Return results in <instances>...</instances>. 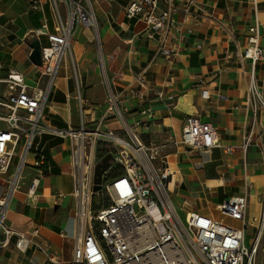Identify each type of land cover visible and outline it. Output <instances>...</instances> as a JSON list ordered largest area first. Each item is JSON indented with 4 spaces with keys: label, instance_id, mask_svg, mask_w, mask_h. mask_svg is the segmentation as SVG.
Returning <instances> with one entry per match:
<instances>
[{
    "label": "built area",
    "instance_id": "2783aa9c",
    "mask_svg": "<svg viewBox=\"0 0 264 264\" xmlns=\"http://www.w3.org/2000/svg\"><path fill=\"white\" fill-rule=\"evenodd\" d=\"M46 3L55 16L51 28L45 19L40 30L33 34L47 42L42 46V65L35 66L31 76L36 85L29 86L25 75L16 71L0 79V181L7 185L0 194V247L17 236V249L24 252L35 245L53 261L48 245L27 239L6 223L9 202L19 189L17 175L19 180L28 166L50 170L47 156L40 149L48 137L69 143L73 189L69 195H57L60 200L69 196L74 202L75 243L68 264H257L258 250L264 240V193L258 215H250L248 193H243L215 207L221 219L189 212L185 221L181 220L171 197L176 171L171 168L170 153H166L168 146L149 148L138 132L152 126L157 116L155 110L144 104L143 91L148 89L146 70L121 90L115 83L107 82L106 109L94 127L89 126L86 118L90 116L91 102L81 92L77 96L81 122L78 128L70 125L58 128L46 121L45 112L56 77L64 57L71 53L78 30L83 27L99 34L94 0ZM60 5L64 6L66 17ZM43 6L42 1L32 0L30 10L41 12ZM199 7L197 0H184L181 8L173 0H130L124 14L129 21L143 23L149 39L157 43L156 56L173 63L179 56L178 49L171 45L177 30L174 15L183 14L185 23L191 19L199 22L203 18L195 12ZM188 32L193 34L191 30ZM247 38L246 45L242 49L238 47L236 52L242 68L247 62L251 65L245 109L254 115L251 130L239 149L244 156L253 146L263 147V128L258 115L264 111V70L261 77L257 73L260 65L264 67L258 23L248 28ZM197 48L202 49V44ZM232 54L226 58L231 60ZM155 95L158 101L174 103V97L165 98L162 91ZM203 97L210 98L208 92H203ZM130 102L137 103L136 110L129 109ZM174 109L175 106H169V110ZM110 122L118 125V130L109 128ZM184 126L181 138L169 145L171 149L203 153L221 148L227 154L234 153L233 147L220 143L216 127L203 123L198 116L188 117ZM101 147L107 148L112 160L103 175L101 189L95 192L96 166L106 156H98ZM113 172L116 174L112 175ZM39 185V179L31 181L27 191L30 198H38ZM248 228L255 231L251 248L246 244Z\"/></svg>",
    "mask_w": 264,
    "mask_h": 264
},
{
    "label": "crops",
    "instance_id": "0c3cea01",
    "mask_svg": "<svg viewBox=\"0 0 264 264\" xmlns=\"http://www.w3.org/2000/svg\"><path fill=\"white\" fill-rule=\"evenodd\" d=\"M40 1L44 3L41 12L30 10L32 0H0V79H6L11 71L24 75L22 65H29L31 75L35 72L30 62V45L37 39L33 34L45 19L51 28L55 16L48 0ZM129 1L94 0L99 42L93 30H78L70 53L75 76L69 64L57 75L46 121L58 128H78L81 122L77 96L81 92L91 102L90 116L86 118L94 127L106 109L107 82L115 83L121 90L146 70L148 89L143 91L144 104L157 116L148 129L138 130L140 136L174 142L181 138L186 119L198 116L203 123L216 127L223 146L234 148L233 154L221 148L203 153L175 148L170 153L171 168L176 171L172 188L180 186L188 197L200 203L196 210L187 213L200 212L221 219L216 206L248 193L249 213L258 215L264 193V111L258 115L263 147L253 146L244 156L239 149L251 130L254 115L245 109L251 65L247 62L242 68L236 52L246 45L248 28L256 23L264 47V0H197L200 7L195 12L203 16L199 22L191 19L185 23L183 14L174 15L177 30L171 45L178 49L179 56L173 63L156 56L157 43L149 39L143 23L127 20L124 9ZM183 1L173 0L180 8ZM38 40L42 46L47 43L45 38ZM199 44L202 49L197 48ZM229 53H233L231 60L226 58ZM263 68H258L259 77ZM158 91L165 98L173 96L174 103L156 100ZM203 92H208L210 98L205 99ZM128 106L133 111L138 105L130 102ZM169 106L175 109L169 110ZM107 126L116 130L112 122ZM40 149L47 156L50 170L28 166L29 183L14 192L6 223L27 239L48 245L53 261L35 245L20 251L16 248L18 237L13 236L8 245L0 247V264H68L73 258L74 202L69 196L64 200L57 198L60 193L69 195L73 189L69 143L45 137ZM29 161L33 164L32 159ZM34 179L40 180L36 200L27 194ZM232 225L240 226L237 222Z\"/></svg>",
    "mask_w": 264,
    "mask_h": 264
},
{
    "label": "rangeland",
    "instance_id": "374dc122",
    "mask_svg": "<svg viewBox=\"0 0 264 264\" xmlns=\"http://www.w3.org/2000/svg\"><path fill=\"white\" fill-rule=\"evenodd\" d=\"M60 9H61V12L63 14V16H65V9H64V6L63 5H60ZM52 14V13H51ZM53 16H51V18H49V20L52 19ZM66 17V16H65ZM99 35V34H98ZM98 35L95 33V38L96 40L99 42L98 40ZM69 64L70 65V69L72 70V74H73V78H74V68H75V65H74V62L72 61V57L70 55V53L64 57L63 59V62H62V65H61V68L59 70V73L60 72H64L66 70V65ZM23 66V74L26 76V82L29 86H35V81L31 80V68L29 67V65H22ZM101 70L103 72H105L104 70V66L102 65L101 66ZM58 73V74H59ZM106 78V77H105ZM107 80V78H106ZM107 82V81H106ZM48 111V109L46 110V112ZM46 112H45V115H46ZM116 126V130H118L119 126L118 125H115ZM89 127V126H88ZM141 140L143 141V143L147 146V147H152V146H155V147H158L160 148L161 146L163 145H167L168 146V149L166 151V153H173L175 150V147H173V149L170 148L169 145H172L166 141H163V140H158L157 138L155 139V137H152V136H141L140 137ZM202 161H204V159H202ZM14 165H15V162H14ZM17 167L19 166L18 163L16 165ZM29 169L28 167H25L23 172L20 174V179L18 180V186L19 188H22V187H25V184L27 185L29 183ZM203 169V168H202ZM31 171V170H30ZM116 174V172H113L112 175ZM68 183V186H69V190H71L72 186H71V181H70V178H68L67 180ZM2 181H0V194H3L6 189H7V185L5 183H3L4 185L1 184ZM180 187V186H179ZM175 188L174 192L171 194V197H172V200H173V203H174V206L176 207L178 213H179V216H181V220L184 222L185 219L187 218L186 217V214H187V211L188 210H196L197 207H199L200 203H197L195 201H193L190 197H188V195L181 190V188ZM207 204L204 203V207H206ZM229 224H233L234 222L232 221H228ZM245 237H246V244L248 245L249 248H251L252 244H253V241H254V237H255V231L253 228H248L246 230V233H245ZM263 261H264V240L261 242V245H260V249L258 250V254H257V264H263Z\"/></svg>",
    "mask_w": 264,
    "mask_h": 264
},
{
    "label": "water",
    "instance_id": "95a60500",
    "mask_svg": "<svg viewBox=\"0 0 264 264\" xmlns=\"http://www.w3.org/2000/svg\"><path fill=\"white\" fill-rule=\"evenodd\" d=\"M31 54H30V62L34 66H41L42 65V45L38 39H35L31 42ZM112 156L106 155L100 163L96 166L95 171V188L94 191L98 192L101 189L102 179L104 173L109 169L111 165Z\"/></svg>",
    "mask_w": 264,
    "mask_h": 264
},
{
    "label": "trees",
    "instance_id": "16d2710c",
    "mask_svg": "<svg viewBox=\"0 0 264 264\" xmlns=\"http://www.w3.org/2000/svg\"><path fill=\"white\" fill-rule=\"evenodd\" d=\"M99 153H100V154H98V156H99L100 158H102L103 156L109 154V153H108V150H107L106 147H101V148H99Z\"/></svg>",
    "mask_w": 264,
    "mask_h": 264
},
{
    "label": "bare ground",
    "instance_id": "6f19581e",
    "mask_svg": "<svg viewBox=\"0 0 264 264\" xmlns=\"http://www.w3.org/2000/svg\"><path fill=\"white\" fill-rule=\"evenodd\" d=\"M19 175V174H18ZM18 175H17V177H16V180L18 181ZM20 179V178H19Z\"/></svg>",
    "mask_w": 264,
    "mask_h": 264
}]
</instances>
